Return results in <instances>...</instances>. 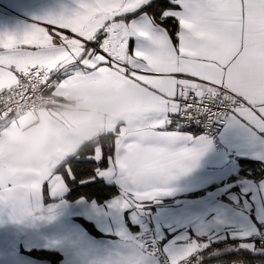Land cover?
Returning a JSON list of instances; mask_svg holds the SVG:
<instances>
[{
	"label": "snow or ice",
	"instance_id": "snow-or-ice-1",
	"mask_svg": "<svg viewBox=\"0 0 264 264\" xmlns=\"http://www.w3.org/2000/svg\"><path fill=\"white\" fill-rule=\"evenodd\" d=\"M76 82L141 96L0 178V212L46 249L4 264H264V0H7L0 128Z\"/></svg>",
	"mask_w": 264,
	"mask_h": 264
},
{
	"label": "clouds",
	"instance_id": "clouds-1",
	"mask_svg": "<svg viewBox=\"0 0 264 264\" xmlns=\"http://www.w3.org/2000/svg\"><path fill=\"white\" fill-rule=\"evenodd\" d=\"M131 84L94 90L76 82L30 104L22 119L0 128V178L64 159L130 114L140 100Z\"/></svg>",
	"mask_w": 264,
	"mask_h": 264
},
{
	"label": "crops",
	"instance_id": "crops-1",
	"mask_svg": "<svg viewBox=\"0 0 264 264\" xmlns=\"http://www.w3.org/2000/svg\"><path fill=\"white\" fill-rule=\"evenodd\" d=\"M7 6V0H0V11ZM27 229L23 225H17L7 220L6 214L0 212V264H4V249L11 247L13 251L18 252L20 248L32 251L45 250L39 243L28 236ZM27 264H48L35 257H24Z\"/></svg>",
	"mask_w": 264,
	"mask_h": 264
},
{
	"label": "trees",
	"instance_id": "trees-1",
	"mask_svg": "<svg viewBox=\"0 0 264 264\" xmlns=\"http://www.w3.org/2000/svg\"><path fill=\"white\" fill-rule=\"evenodd\" d=\"M41 251H45V250H41Z\"/></svg>",
	"mask_w": 264,
	"mask_h": 264
}]
</instances>
